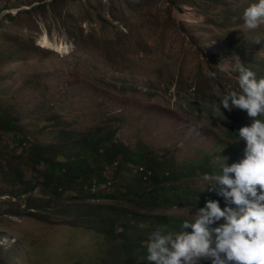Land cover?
Returning a JSON list of instances; mask_svg holds the SVG:
<instances>
[{
    "label": "rangeland",
    "instance_id": "1",
    "mask_svg": "<svg viewBox=\"0 0 264 264\" xmlns=\"http://www.w3.org/2000/svg\"><path fill=\"white\" fill-rule=\"evenodd\" d=\"M256 2L0 0V107L17 120L15 130L0 123V264H148L136 241L155 231L150 217L173 218L170 231L179 232L202 200H216L201 177L244 158L239 129L253 123L246 110L223 108L222 97L239 91V73L216 64L238 55L264 77V25L242 30ZM189 123L203 125L199 135ZM94 133L171 163L180 172L165 174L171 202L151 208L133 199L152 191L136 162L104 163L100 182L84 191L46 193L33 147L55 145L63 159L79 151L74 140Z\"/></svg>",
    "mask_w": 264,
    "mask_h": 264
},
{
    "label": "clouds",
    "instance_id": "2",
    "mask_svg": "<svg viewBox=\"0 0 264 264\" xmlns=\"http://www.w3.org/2000/svg\"><path fill=\"white\" fill-rule=\"evenodd\" d=\"M243 21L244 31L264 25V0L245 8ZM232 58L234 63L223 58L216 66L229 76L239 73V91L227 92L220 102L228 111L246 110L253 118L250 126L239 129V140L246 141L245 156L230 165L225 157L226 163L219 164L218 172L201 177L205 188L215 190L227 206L221 208L218 200L209 199L192 220L183 221L182 231L173 232L162 225L152 232L145 243L148 264H197L201 259H210L212 264H264V120L259 119L264 117V77L258 79L238 55ZM206 75L218 78L216 71ZM202 127L198 123L187 125L189 134L196 135ZM221 219L224 222L213 227ZM189 228L191 232L185 231Z\"/></svg>",
    "mask_w": 264,
    "mask_h": 264
},
{
    "label": "trees",
    "instance_id": "3",
    "mask_svg": "<svg viewBox=\"0 0 264 264\" xmlns=\"http://www.w3.org/2000/svg\"><path fill=\"white\" fill-rule=\"evenodd\" d=\"M251 64L247 65V68H251ZM257 78L260 77L257 75ZM1 127L8 130H15L17 128V120L12 117L5 109L0 107ZM71 148L79 147V151L74 156H67L63 159L57 158V154L53 152L54 148H59L51 144H36L33 147V159L36 164H45L46 168L43 172L44 181L42 183L43 190L54 197H62L64 191L78 184L82 191L85 185L92 186L95 183L100 182L101 174L104 169V163L117 162L118 168L124 163L136 162L143 163L144 167L142 173V179H150L151 192L135 194L133 199H136L142 204L154 208L161 205H166L171 202V198L166 195L165 189L162 184L165 180L170 178H178L179 171L176 172L171 167V163L162 164L158 161V156L153 152L145 151V154H135L133 150L122 141H118L114 138L113 134H87L82 136L70 145ZM95 161L94 164L90 161V158ZM170 174V178L165 174ZM187 175V174H186ZM99 178V179H98ZM87 186V188H88ZM111 196V195H108ZM220 204L222 202V196L216 194L214 196ZM202 204L205 206L206 201L202 200ZM121 217L132 219L131 215L120 214ZM149 222L152 223L155 230L162 225H167L168 230L173 228L174 219L169 216L159 215L156 217H150ZM114 230L113 227H111ZM153 231V230H152ZM118 236L123 238L122 233ZM137 248L141 250V254L146 260L147 250L145 243L136 241ZM107 264V263H103ZM117 264H136L133 259L126 257Z\"/></svg>",
    "mask_w": 264,
    "mask_h": 264
},
{
    "label": "bare ground",
    "instance_id": "4",
    "mask_svg": "<svg viewBox=\"0 0 264 264\" xmlns=\"http://www.w3.org/2000/svg\"><path fill=\"white\" fill-rule=\"evenodd\" d=\"M42 43H44V45H45V46H47V47H51V48H54V49H57V50H59V49H60L58 46H56V45H53V44H51V43L47 42V41H46V39H45V40H43V41H42Z\"/></svg>",
    "mask_w": 264,
    "mask_h": 264
}]
</instances>
